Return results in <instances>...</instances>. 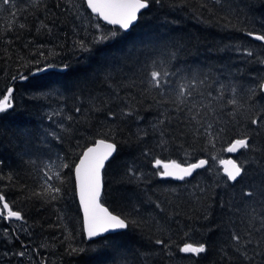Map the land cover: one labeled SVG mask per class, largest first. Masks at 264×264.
<instances>
[{
	"label": "trees",
	"instance_id": "trees-1",
	"mask_svg": "<svg viewBox=\"0 0 264 264\" xmlns=\"http://www.w3.org/2000/svg\"><path fill=\"white\" fill-rule=\"evenodd\" d=\"M111 30L116 36L96 42ZM248 31L264 34V0H150L129 31L102 23L84 0H0V99L13 89V107L0 113V193L24 218L20 233L7 228L9 247L25 245L46 264H244L231 233L244 236L251 207L260 213L264 202V124L250 122L264 116V42ZM154 70L169 73L160 88L149 83ZM182 84L192 97L179 96ZM197 111L200 123L191 119ZM244 134L252 147L234 159L247 175L233 184L219 161ZM99 139L117 145L102 172L101 202L133 223L88 241L72 166ZM156 159L208 163L173 181L158 175ZM56 171L64 182L48 183L61 187L58 198L33 195ZM242 189L257 193L250 204L221 207ZM186 242L205 243L207 252L181 253Z\"/></svg>",
	"mask_w": 264,
	"mask_h": 264
},
{
	"label": "snow or ice",
	"instance_id": "snow-or-ice-1",
	"mask_svg": "<svg viewBox=\"0 0 264 264\" xmlns=\"http://www.w3.org/2000/svg\"><path fill=\"white\" fill-rule=\"evenodd\" d=\"M157 3L160 0H156ZM3 4H9L10 0H2ZM87 7L91 9V12L95 14L97 19L103 20L108 25L118 26L119 29L128 30L139 18V14L141 10L149 7L150 0H86ZM215 3L220 4L221 0H215ZM13 15H15L13 13ZM20 27H24L23 24ZM41 27H47L41 23ZM97 29L100 28V25H96ZM116 31L111 30L109 33H101L99 37H97L96 42H102L110 37L116 36ZM248 36L252 37L256 41L264 42V34H257L254 31H248L246 33ZM80 47L85 48V44L83 41H80ZM248 56H252L253 53L251 51H247ZM264 63V60L261 61ZM54 65L49 64L47 68H52ZM65 69L68 65L63 66ZM46 68H37V72L45 71ZM167 77L169 75L168 72H163L154 70L150 73L151 80L149 81L150 85L155 88L161 87V76ZM17 77H12L15 80ZM20 79H27L25 76H20ZM164 83H168L167 80ZM203 83V81H201ZM195 81H193V85ZM260 91L264 92V82L259 85ZM235 91V89H233ZM192 97L193 92L186 87L185 85L180 86L179 96ZM210 95V93H209ZM255 95V93H253ZM185 101H180L183 104ZM229 104L235 106L237 104V100L235 98L228 101ZM13 107V89L8 88L7 94L3 95V98L0 99V113H5L7 110ZM197 105L195 103L191 104L188 111L192 113V109L196 108ZM177 111H183L179 105L177 106ZM77 112L80 111L79 108L76 109ZM109 117L114 118V113H109ZM123 115L130 116L132 115L131 111L124 112ZM200 113L197 111L195 114L191 115V119L200 123L197 120V117ZM71 119V117H69ZM202 119V118H201ZM164 121L161 120L160 123ZM252 125H261L264 124V116L255 115L251 118ZM203 127L204 125L201 124ZM212 128L211 123H207V127L205 131H208ZM199 131V129H197ZM212 136V133L209 132V137ZM250 136L248 134H244L241 138L233 140L229 146L225 149V151L229 153L239 152L241 149L248 150L252 147L250 143ZM211 143V139L209 140ZM163 143V141H162ZM214 146V145H213ZM117 150V145L115 142H109L108 139H99L95 142V145L92 147H88L86 151L79 157V163L74 164V174H75V183L78 190L79 195V203L83 210V221H84V229L87 232L89 238H94L100 236L104 233H108L110 231L126 229L129 226V223H133L127 217L122 218L120 215H114L109 211L108 207H106L103 203H101V194L103 188V178H102V170L105 168V162L109 160V158L115 153ZM213 159H215L213 157ZM208 161L206 159H200L198 162L188 163L187 166H184L183 163H178L175 160L171 162H164L161 159L155 160V167L158 169H163L158 172V175L162 178H173L177 180H185L188 177H192L193 174L201 168H204L207 165ZM221 163L225 165L224 172L227 176L228 181L233 182V184L241 183L244 177L247 175V169L245 167V162H237L236 160L229 159L227 161L221 160ZM70 165L68 163H63L59 165V168L66 169L69 168ZM50 172V170H49ZM49 172L45 173L46 187L43 188V192L41 193H33V195L42 196L46 193H56L57 195H52L51 199L55 200L58 198V195L61 193V187H56L52 184H49L48 181L56 179L61 184L64 182L61 171H56L53 174H49ZM129 173L131 175H136V173L129 169ZM264 195V193H261ZM257 196L255 190H245L242 189L239 196H233L229 200H222L221 207H228L231 209L234 207V201L236 199H240L245 204H250L252 200ZM244 198H248L244 200ZM0 203H2V210H0V218L4 219H15V220H23V216L19 210H13L10 206L9 202L6 201L3 193H0ZM6 213V215H5ZM211 215L210 212L206 211L205 219H208ZM249 217V230L242 236L239 232H232L231 239L237 245L235 251L239 253L244 264H264V248L261 247L264 244V202H262V209L260 213L256 212V208L251 207V211L248 213ZM259 223V227L256 226V223ZM7 232V229L4 230ZM257 232L260 233V239L253 240L252 233ZM187 235V233H186ZM18 239V237H16ZM157 245H164L165 241L162 239H157L155 241ZM253 245V251L251 254L248 252V246ZM23 247V245H22ZM73 252L77 251V249H72ZM181 253L185 254H193L194 256H199L200 254H204L207 252V245L202 242H192V243H184L182 247L179 248ZM25 251H19L15 253L20 257L25 256ZM259 258V259H257Z\"/></svg>",
	"mask_w": 264,
	"mask_h": 264
},
{
	"label": "rangeland",
	"instance_id": "rangeland-1",
	"mask_svg": "<svg viewBox=\"0 0 264 264\" xmlns=\"http://www.w3.org/2000/svg\"><path fill=\"white\" fill-rule=\"evenodd\" d=\"M10 225V224H9ZM11 225H17V222L11 221ZM17 226H23V223H20ZM21 227H19V230H17L15 233H20L21 232ZM7 229V228H6ZM8 229L7 232L3 231L0 232V264H38L37 263V257L29 252L27 248L24 247L21 248L19 251H25V256L20 257L18 255H15V253H18L19 251H14L15 249L10 248L9 243H6V239H8ZM43 250V249H42ZM43 255L47 256V253L43 250L42 252ZM52 263V262H50ZM55 264V263H52Z\"/></svg>",
	"mask_w": 264,
	"mask_h": 264
},
{
	"label": "water",
	"instance_id": "water-1",
	"mask_svg": "<svg viewBox=\"0 0 264 264\" xmlns=\"http://www.w3.org/2000/svg\"><path fill=\"white\" fill-rule=\"evenodd\" d=\"M85 1V4H86V7H87V3H86V0H84ZM87 9L90 11V13L92 14V15H94L95 16V14H93L92 12H91V9H89L88 7H87ZM147 9V8H146ZM145 9H143V10H141V12L142 11H144ZM141 14V13H140ZM139 14V15H140ZM100 20V19H99ZM102 23H104V24H106V25H108L106 22H104L103 20H100ZM137 22V21H136ZM136 22L128 29V30H123V29H121V30H123V31H129L135 24H136ZM109 26H112V25H109ZM112 27H118V26H112ZM119 28V27H118ZM250 37V36H249ZM251 39H253L252 37H250ZM254 40V39H253ZM254 41H256V40H254ZM264 93V92H263ZM110 142V141H109ZM95 145V143L94 144H92V145H90V146H88V147H92V146H94ZM87 147V148H88ZM87 148L84 150V151H86L87 150ZM83 151V152H84ZM83 152H82V154H83ZM237 153L238 152H236V153H229V152H227V154H228V157H226V158H224V159H222V160H224V161H227V160H229V159H232V160H235L233 157L235 156V155H237ZM81 154V155H82ZM115 155V153H113V155L109 158V160L108 161H106L105 162V166H106V164L110 161V159L113 157ZM196 162H198V161H196ZM77 163H79V159H78V161H77ZM220 167H221V171H222V173H223V175H225L226 176V174H225V172H224V168H225V165L224 164H222L221 163V161H220ZM184 166H187V165H184ZM162 169V168H161ZM202 169V168H201ZM163 170V169H162ZM199 170V169H198ZM102 172H103V170H102ZM73 175H74V181H75V174H74V169H73ZM227 177V176H226ZM166 179H170V180H173V181H181V180H177V179H173V178H166ZM75 191H76V197H77V201H78V204H79V207H80V211H81V216H82V225H83V233H84V236H85V238H86V240H88V241H90V240H94V239H96V238H99V237H103V236H105V235H108V234H111V233H116V232H120V231H124V230H126V229H119V230H114V231H110V232H108V233H104V234H102V235H100V236H97V237H94V238H89L88 237V235H87V232L85 231V229H84V221H83V210H82V208H81V206H80V203H79V195H78V190H77V187H76V183H75ZM102 192H103V188H102ZM101 196H102V194H101ZM102 203V202H101ZM115 215V214H114Z\"/></svg>",
	"mask_w": 264,
	"mask_h": 264
},
{
	"label": "flooded vegetation",
	"instance_id": "flooded-vegetation-1",
	"mask_svg": "<svg viewBox=\"0 0 264 264\" xmlns=\"http://www.w3.org/2000/svg\"><path fill=\"white\" fill-rule=\"evenodd\" d=\"M0 210H2V203H0ZM5 215H6V213H5ZM11 221L17 222V225H19L22 222V220H15V219L8 220V219L0 218V232H3L8 227H10L12 229H16V230H17V228L20 227L17 225H11ZM38 264H46V263L38 262Z\"/></svg>",
	"mask_w": 264,
	"mask_h": 264
}]
</instances>
